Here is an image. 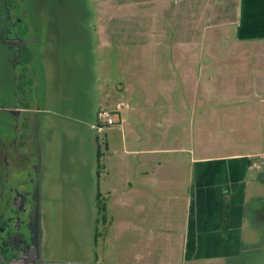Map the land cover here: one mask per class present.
Listing matches in <instances>:
<instances>
[{
    "label": "rangeland",
    "instance_id": "1",
    "mask_svg": "<svg viewBox=\"0 0 264 264\" xmlns=\"http://www.w3.org/2000/svg\"><path fill=\"white\" fill-rule=\"evenodd\" d=\"M177 3L14 0L8 3L18 21L14 38L0 0V223L8 200L22 196L28 205L22 212L21 233L14 236L17 243L23 242L21 251L37 250V264H85L86 256L94 264L105 244L107 264H113L110 256L130 259L132 249L140 244L136 237L142 234L137 231L140 224L145 237L162 236L155 239L162 243L141 242L148 245L152 260L180 264L183 244L174 230L164 231V222L168 215L177 217L186 211L189 175L197 169L193 158L249 148L241 139L242 129H229L230 123L241 125L252 118L246 109H238L242 104H232V98L226 97L239 91V84L232 82L235 76L216 79L217 71L227 72L229 60L210 47L217 38L210 32L215 29L206 30L203 49L191 47L198 19L192 17L193 9L192 14L177 12ZM17 38L22 43L18 60L13 59ZM183 43L191 44L185 49ZM237 57L234 61L241 64ZM200 65L202 75H198ZM100 109L113 110L115 124L90 129V117ZM89 139L100 144L98 155L95 147L84 155ZM70 146L77 159L90 165L92 193L85 188L70 195L64 192L70 182L63 171V149ZM42 153V169L51 158L45 178L51 184L42 182L37 161ZM135 170L146 171L138 175L137 188L154 197V210L139 212L115 205L125 200L138 206L141 193L130 191L127 184L126 191L116 185L126 171ZM106 173L105 187L102 183L99 188L98 178L103 182ZM168 175L175 177L167 179ZM107 185L113 190L111 196L105 192ZM97 193L110 207L106 223ZM38 204L54 210L48 220L41 218L43 226ZM65 210L70 212L71 227L67 243L61 238L62 222L57 221L63 220ZM1 236L5 233H0V264H8L19 247ZM186 264H211V260L202 253Z\"/></svg>",
    "mask_w": 264,
    "mask_h": 264
},
{
    "label": "crops",
    "instance_id": "2",
    "mask_svg": "<svg viewBox=\"0 0 264 264\" xmlns=\"http://www.w3.org/2000/svg\"><path fill=\"white\" fill-rule=\"evenodd\" d=\"M177 4V12L182 10L185 13L192 14L190 11L193 9L194 16L192 17L198 19L196 26L198 31H194L193 42L195 43L191 47L196 49L201 47L203 49L206 44V30L211 29V27L215 29L214 32H210L217 38L210 42V47L218 56L223 57V60H229L228 65L226 64L228 67L227 72L223 71V74H221L220 71H217L216 79H222L221 75L235 76L231 77L232 82L239 84V91H237V94H228L230 96L227 95L226 97L232 98L230 102L232 104H242V108L238 107V109H246V115L251 117L252 120L243 122L241 125L229 124V129L232 131L235 129L236 131L243 130V138L241 139L243 142L248 143V149L233 150L219 156L193 158L197 169L192 171V175H189L191 185L188 191L190 193L184 201L186 211L183 215L177 217L168 215L164 222L167 229L164 231L174 230L178 240L183 244L184 256L180 264L191 262L200 257L202 253L206 259L211 260V264H219L223 261L227 264H264V114L262 113L264 111V91L260 92V90H264V0H178ZM186 32L191 31L187 30ZM220 36L223 37L220 42H217ZM188 44L191 43H183L180 46L186 49ZM240 50L242 52L239 53ZM219 51L224 52V54L220 55ZM234 56H238L237 58L241 60V64L234 61ZM256 57L260 59L258 62L251 60V58ZM219 65L224 66L223 63ZM199 70L198 75H202L203 67L201 65ZM252 70V74L256 75L251 74ZM42 83L44 84V82ZM240 83L245 85H241L242 88H240ZM223 104L226 105L227 103L223 102ZM246 104L247 106H245ZM96 112L94 115L92 113L90 117L92 119L90 129L98 125ZM230 116L234 119L232 114ZM76 121L85 124L83 119ZM105 126L109 127L111 125ZM235 126L238 127L235 128ZM232 136L233 139L234 137H240ZM94 147L96 151L97 148L100 151L98 141L95 143V141L89 139L84 155H89ZM72 153L71 146L70 148L64 147L62 166L64 167V175H68L70 182L69 187H67V190L65 188L64 192H70V195L74 194L76 190L85 188L87 193H92L91 187L94 179L92 171L87 168V165H90L86 159H77ZM38 157V166L39 170L40 168L43 170L42 182H44L49 167H52L51 164L49 165L51 158L48 165H45L42 169L43 153L39 154ZM57 160L58 158L55 161ZM206 162L213 163L211 166H207ZM78 167L81 169L79 170ZM145 172L142 170H135L133 173L126 171L120 176L122 180L116 181V185L121 190L126 191L127 184L130 191L142 194L143 191L137 188V178L138 175L142 176ZM173 177L175 176L168 175L167 179ZM134 178L135 184L132 183ZM98 179L99 188H101L102 183L105 187L107 173L103 182L100 181V176ZM46 182L49 183V181ZM42 187L41 184V191ZM106 187L108 188L105 189V192L110 195L113 190H111V186L107 185ZM123 193L127 194L128 192ZM153 200L154 197L142 194L137 201V207L131 205V201L126 202L125 200V202L117 201L115 205L119 204L124 210H140L139 212H141V210H154ZM96 202L97 205L101 204L100 206H102L101 211L103 213L101 217L106 223V211L110 207L108 208V203L103 202L99 197V193H97ZM71 203L70 201V209ZM222 203L229 205L228 223L225 227L222 226L220 219ZM43 207H46V210ZM70 209L68 208V210ZM68 210L64 211L63 220H57L62 222L63 237L61 238L64 243H67L71 236L70 212ZM36 211L41 225L43 222L41 218L48 220V213L54 210L51 207L47 208V206L38 204ZM98 222L96 221V223ZM108 224H111V220ZM133 230L136 231V229ZM137 231L142 232V234L136 236L137 242L140 244L132 249L131 258L123 260L118 255V258L110 256L112 263L170 264V260L161 262H156L155 259L152 260L146 252V249H149L148 245L141 246V242L162 243L155 240L158 238L161 240L162 236L153 239L150 236L145 237V228L141 224ZM119 238L116 239L117 242H120ZM128 239L132 240L131 238ZM94 242L97 243V240H94ZM158 245L161 247L160 244ZM75 246L78 247L79 245ZM108 247L107 244L104 245L100 260L96 256L97 260L94 264H107ZM152 249L153 247H150V250ZM34 253L37 262V250L35 248ZM86 257L87 259L83 263L93 264L88 256Z\"/></svg>",
    "mask_w": 264,
    "mask_h": 264
},
{
    "label": "flooded vegetation",
    "instance_id": "3",
    "mask_svg": "<svg viewBox=\"0 0 264 264\" xmlns=\"http://www.w3.org/2000/svg\"><path fill=\"white\" fill-rule=\"evenodd\" d=\"M11 1L14 0H4V12L6 13L5 17L11 24L10 26L12 32L10 33L15 38V36L18 37V32L15 30L16 29L15 26H17L18 21H16L15 18L11 16L14 12V8L11 7L12 5L10 6V8L8 5V3H10ZM17 41L18 44L17 47H15L14 49L15 53L13 55V59L15 58L18 60L19 59L18 54H20L19 51H21L20 45L22 46V43L19 42V39ZM19 109H21L20 111H24V112L30 111L28 107L26 108L27 110H25V108L23 107H20ZM7 156L9 157L10 155L8 154ZM27 205L28 203L26 202V200L20 195L13 197V200H8L3 214L4 217L2 218L0 223V233H5V236H1V237H7V239H12V242H14L15 244L17 243L16 241L17 239L15 238L14 235L21 233V229H22L21 224H22V220L24 219L22 216V212H24ZM21 244H23V242L20 241V243H17L16 245L17 247H19L18 248L19 254H17V256L23 253V251L20 250L22 246Z\"/></svg>",
    "mask_w": 264,
    "mask_h": 264
},
{
    "label": "built area",
    "instance_id": "4",
    "mask_svg": "<svg viewBox=\"0 0 264 264\" xmlns=\"http://www.w3.org/2000/svg\"><path fill=\"white\" fill-rule=\"evenodd\" d=\"M121 106V104H120ZM114 111L109 109H100L96 112V119H97V127L98 129H101L102 126L105 125H114L115 124V118L113 116Z\"/></svg>",
    "mask_w": 264,
    "mask_h": 264
},
{
    "label": "water",
    "instance_id": "5",
    "mask_svg": "<svg viewBox=\"0 0 264 264\" xmlns=\"http://www.w3.org/2000/svg\"><path fill=\"white\" fill-rule=\"evenodd\" d=\"M9 264H36L35 253L32 249L28 254L23 252L18 257L13 258Z\"/></svg>",
    "mask_w": 264,
    "mask_h": 264
},
{
    "label": "trees",
    "instance_id": "6",
    "mask_svg": "<svg viewBox=\"0 0 264 264\" xmlns=\"http://www.w3.org/2000/svg\"><path fill=\"white\" fill-rule=\"evenodd\" d=\"M99 154L98 148H97V155ZM101 210V206H100ZM228 215H229V205L227 203H222L221 205V213H220V219L222 221V226L225 227L228 223Z\"/></svg>",
    "mask_w": 264,
    "mask_h": 264
}]
</instances>
